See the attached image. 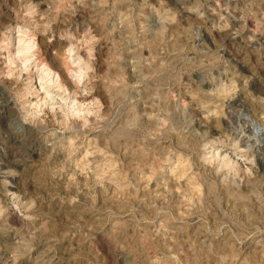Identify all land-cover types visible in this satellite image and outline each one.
I'll list each match as a JSON object with an SVG mask.
<instances>
[{
    "label": "rangeland",
    "instance_id": "374dc122",
    "mask_svg": "<svg viewBox=\"0 0 264 264\" xmlns=\"http://www.w3.org/2000/svg\"><path fill=\"white\" fill-rule=\"evenodd\" d=\"M0 264H264V0H0Z\"/></svg>",
    "mask_w": 264,
    "mask_h": 264
}]
</instances>
